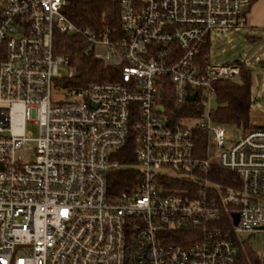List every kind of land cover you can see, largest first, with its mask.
<instances>
[{
	"label": "built area",
	"instance_id": "built-area-1",
	"mask_svg": "<svg viewBox=\"0 0 264 264\" xmlns=\"http://www.w3.org/2000/svg\"><path fill=\"white\" fill-rule=\"evenodd\" d=\"M117 1L112 39L73 24L69 0H0V264H235L233 240L255 232L264 250V126L212 118L214 83L241 65L198 55L212 30L245 28L250 0ZM55 33L119 79L73 86ZM132 136L138 180L114 195Z\"/></svg>",
	"mask_w": 264,
	"mask_h": 264
},
{
	"label": "trees",
	"instance_id": "trees-1",
	"mask_svg": "<svg viewBox=\"0 0 264 264\" xmlns=\"http://www.w3.org/2000/svg\"><path fill=\"white\" fill-rule=\"evenodd\" d=\"M255 1L250 0V5ZM64 13L78 27L106 33L112 39L121 36L120 11L117 0H69ZM83 48V40L78 35L54 34V53L67 56L69 64L78 71V75L70 80L73 86H85L93 81H114L119 79V65H106L92 55L85 53ZM198 55L201 60L209 56V42L207 40L199 47ZM236 62L241 65V72L237 79H221L214 83L217 104L215 108L211 109V116L218 122L235 124L244 129L260 127L250 121V110L253 102L251 95V69L244 62ZM164 102L165 106L174 113V118L182 115L183 111L175 108L169 100L165 101L164 99ZM185 106H188V104ZM132 138L117 156L121 163L126 164V167L112 172L108 176L109 191L114 195L130 191L136 180H138L137 170L134 167L136 162V144L134 136ZM233 175L230 172L216 170L209 173L208 178L230 184V179ZM221 221L223 222L222 226L230 227L226 215L222 216ZM190 236L186 234L183 237H177L172 243L186 245L191 242ZM233 243L234 247L240 252V258L236 260L235 264H261L247 247L241 245L235 239Z\"/></svg>",
	"mask_w": 264,
	"mask_h": 264
},
{
	"label": "rangeland",
	"instance_id": "rangeland-1",
	"mask_svg": "<svg viewBox=\"0 0 264 264\" xmlns=\"http://www.w3.org/2000/svg\"><path fill=\"white\" fill-rule=\"evenodd\" d=\"M248 30H212L207 37L209 42V61L214 64H226L239 59L251 69L252 109L264 114V33L260 39H251ZM107 53L106 47L96 48V54ZM237 79V78H236ZM216 98L209 101L211 108L216 107ZM30 128L36 133L35 127ZM216 160V159H215ZM237 241L247 247L262 264L264 256L262 235L260 232L243 234Z\"/></svg>",
	"mask_w": 264,
	"mask_h": 264
},
{
	"label": "crops",
	"instance_id": "crops-1",
	"mask_svg": "<svg viewBox=\"0 0 264 264\" xmlns=\"http://www.w3.org/2000/svg\"><path fill=\"white\" fill-rule=\"evenodd\" d=\"M245 28L248 30V36L251 39L256 40L261 38V35L264 33V0H256L248 7V10L246 12ZM236 61L241 60L235 59L231 62ZM250 121L256 126H264V114L260 113L259 111L253 110L251 107Z\"/></svg>",
	"mask_w": 264,
	"mask_h": 264
},
{
	"label": "water",
	"instance_id": "water-1",
	"mask_svg": "<svg viewBox=\"0 0 264 264\" xmlns=\"http://www.w3.org/2000/svg\"><path fill=\"white\" fill-rule=\"evenodd\" d=\"M247 10H248V7H245L243 9V12H247ZM161 95H163V92L161 93ZM194 97H195L194 95H188L187 96V99L188 100H193ZM167 124H168V122H167ZM232 219H233V224L236 225L237 224V221H238V215L237 214H233L232 215ZM235 256H236V259H239L240 258V252H239V250H236Z\"/></svg>",
	"mask_w": 264,
	"mask_h": 264
}]
</instances>
